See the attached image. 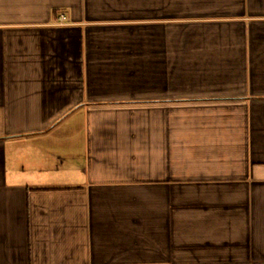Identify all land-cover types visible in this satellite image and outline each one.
Instances as JSON below:
<instances>
[{"label":"crops","instance_id":"1","mask_svg":"<svg viewBox=\"0 0 264 264\" xmlns=\"http://www.w3.org/2000/svg\"><path fill=\"white\" fill-rule=\"evenodd\" d=\"M0 264H264V0H0Z\"/></svg>","mask_w":264,"mask_h":264},{"label":"built area","instance_id":"2","mask_svg":"<svg viewBox=\"0 0 264 264\" xmlns=\"http://www.w3.org/2000/svg\"><path fill=\"white\" fill-rule=\"evenodd\" d=\"M62 17L64 18V15H62Z\"/></svg>","mask_w":264,"mask_h":264}]
</instances>
